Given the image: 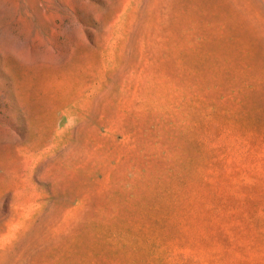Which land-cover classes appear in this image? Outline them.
<instances>
[{"label": "rangeland", "instance_id": "1", "mask_svg": "<svg viewBox=\"0 0 264 264\" xmlns=\"http://www.w3.org/2000/svg\"><path fill=\"white\" fill-rule=\"evenodd\" d=\"M0 264H264V0H0Z\"/></svg>", "mask_w": 264, "mask_h": 264}]
</instances>
